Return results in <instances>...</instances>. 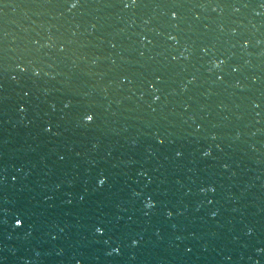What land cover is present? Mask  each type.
Returning a JSON list of instances; mask_svg holds the SVG:
<instances>
[{"label": "water", "instance_id": "95a60500", "mask_svg": "<svg viewBox=\"0 0 264 264\" xmlns=\"http://www.w3.org/2000/svg\"><path fill=\"white\" fill-rule=\"evenodd\" d=\"M0 264H264V0H0Z\"/></svg>", "mask_w": 264, "mask_h": 264}, {"label": "clouds", "instance_id": "9594fccd", "mask_svg": "<svg viewBox=\"0 0 264 264\" xmlns=\"http://www.w3.org/2000/svg\"><path fill=\"white\" fill-rule=\"evenodd\" d=\"M92 118H93V117H92L91 115H89L88 120L91 121Z\"/></svg>", "mask_w": 264, "mask_h": 264}]
</instances>
